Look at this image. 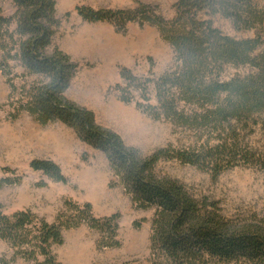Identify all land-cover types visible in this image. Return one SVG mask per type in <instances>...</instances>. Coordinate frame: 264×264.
Here are the masks:
<instances>
[{"label": "trees", "instance_id": "trees-1", "mask_svg": "<svg viewBox=\"0 0 264 264\" xmlns=\"http://www.w3.org/2000/svg\"><path fill=\"white\" fill-rule=\"evenodd\" d=\"M11 1L12 15L4 16L0 9V73L10 89L9 118L26 113L42 126L60 122L71 128L81 141L104 153L116 178L110 185L122 186L137 208H154L146 261L118 264H264V218L228 219L216 201L196 199L176 179L155 172L162 159L207 169L214 177L234 164L262 163L243 147L237 127L254 124L264 112V47L259 50L264 44V7L251 0H177L171 19L160 15L156 5L139 0L133 8L75 7L83 21L109 22L119 32H125L130 22L155 26L173 49L174 65L156 79L142 80L121 67L122 85H116L119 99L131 102L130 91L135 88L142 99L136 107L151 118L205 132L209 138L196 148L168 144L143 155L126 146L116 132L99 126L92 110L65 97L78 66L52 44L60 26L56 1ZM216 15L230 19L235 29L255 30L254 36L239 39L223 33L214 26ZM11 62L23 69L20 77L37 78L17 86L16 65ZM228 65H247L253 71L222 79ZM149 84L155 103L147 94ZM29 167L66 182L51 159L34 158ZM13 181L1 178L0 187ZM118 218V213L96 217L90 202L71 199L64 201L52 222L30 209L7 214L0 205V239L12 249L10 258L0 256V264H11L16 258L30 264H60L52 247L63 244L64 230L81 225L99 232L97 247L117 248Z\"/></svg>", "mask_w": 264, "mask_h": 264}, {"label": "rangeland", "instance_id": "rangeland-1", "mask_svg": "<svg viewBox=\"0 0 264 264\" xmlns=\"http://www.w3.org/2000/svg\"><path fill=\"white\" fill-rule=\"evenodd\" d=\"M60 26L52 44L70 55L78 68L71 79L65 97L92 110L96 123L116 132L124 144L149 155L171 144L177 149L196 148L209 138L202 131L174 126L168 120H155L136 107L142 102L141 92L131 89L133 100L119 99L116 85L121 84V67L129 68L138 78H158L174 65V52L155 26L127 24L125 32L117 31L109 22L83 21L76 13L77 5L93 8H133L138 0H55ZM156 5L165 19L174 17L177 0H139ZM264 7V0H251ZM4 16L14 13L11 0H0ZM69 13L66 16V13ZM214 26L235 38L253 37L255 30L235 29L230 19L213 17ZM13 23L10 28L13 29ZM264 44L259 48L262 49ZM1 58V51H0ZM18 74L17 86L29 84L36 76L20 77L23 69L12 63ZM250 66L225 67L222 79L245 75ZM124 85V84H123ZM10 89L0 73V179L8 177L12 184L0 187V205L7 214L30 209L47 221H54L66 199L78 203L90 202L96 217L118 213L117 248H99V232L86 225L63 231V244L52 251L60 264H70L72 251L84 250L92 254L90 264H118L130 260L145 262L149 254L151 220L154 208H137L112 176L103 152L81 141L75 132L60 122L45 126L26 113L11 120L6 105ZM147 94L155 103V91L148 85ZM247 127H237L243 147L262 163H238L224 168L214 177L207 169L180 163L176 159H162L155 166L158 176H168L183 184L196 199L204 197L216 201L220 213L237 221L264 218V112ZM210 142L213 144L214 139ZM51 159L57 163L66 182H57L40 171L32 170L34 159ZM19 179L18 181H15ZM12 249L0 239V256L10 258ZM11 264H30L16 258Z\"/></svg>", "mask_w": 264, "mask_h": 264}, {"label": "bare ground", "instance_id": "bare-ground-1", "mask_svg": "<svg viewBox=\"0 0 264 264\" xmlns=\"http://www.w3.org/2000/svg\"><path fill=\"white\" fill-rule=\"evenodd\" d=\"M92 258V254H86L84 250L72 251L70 256V264H90Z\"/></svg>", "mask_w": 264, "mask_h": 264}, {"label": "crops", "instance_id": "crops-1", "mask_svg": "<svg viewBox=\"0 0 264 264\" xmlns=\"http://www.w3.org/2000/svg\"><path fill=\"white\" fill-rule=\"evenodd\" d=\"M62 50V49H61ZM67 53V52H66ZM66 93V92H65ZM64 125V124H63Z\"/></svg>", "mask_w": 264, "mask_h": 264}]
</instances>
